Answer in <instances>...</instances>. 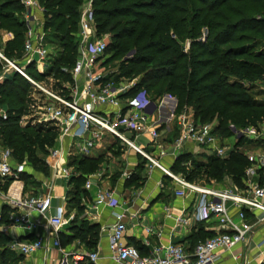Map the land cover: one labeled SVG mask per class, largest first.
<instances>
[{"label": "trees", "instance_id": "16d2710c", "mask_svg": "<svg viewBox=\"0 0 264 264\" xmlns=\"http://www.w3.org/2000/svg\"><path fill=\"white\" fill-rule=\"evenodd\" d=\"M39 2L51 58L44 73L33 64L27 67V73L37 81L52 76L56 82L53 87L58 89L73 82L71 70L78 58L84 0ZM93 10L97 37L109 36L102 65L117 68L104 81L139 77L137 86L125 97L134 96L140 90H145L153 100L174 96L179 102L177 112L192 105L197 121L213 125V132L223 137L231 136L230 124L244 127L264 122V100L257 98L264 91L255 86L256 81L264 84V0H94ZM24 12L20 0H0V50L12 60L24 55ZM7 34L11 38L5 39ZM134 49V57L124 60ZM3 65L0 59V69ZM31 93V83L18 73L0 82V110L8 113L7 119L0 114V146L12 150L15 162L27 158L31 161L29 168L47 176L49 170L43 155L54 148L59 132L49 124L32 121L22 124L28 114ZM178 136L176 127L171 141ZM241 145L237 144L227 159L179 155L172 170L202 183H211V177L217 180L227 176L244 188L245 171L250 163ZM105 151L98 158L74 156L69 160L74 174L67 197L70 208L76 210L71 229L90 248L97 243L100 228L81 218L84 213L81 202L86 196L85 175L97 172L109 155L120 158L125 149L114 143ZM188 162L191 168L186 169ZM137 169L125 181L126 185H142L145 162ZM119 176L120 173L116 180ZM20 179L26 182L25 192L31 184L38 188L31 196L39 194L41 184L33 176L24 172ZM11 182L12 179L0 180V188L5 189ZM10 211L4 206L0 225L10 223L6 214ZM213 235L214 232H206L201 227L192 236L193 247ZM8 241L9 237L0 230V262L19 264L7 247ZM80 264L91 263L85 260Z\"/></svg>", "mask_w": 264, "mask_h": 264}, {"label": "built area", "instance_id": "2783aa9c", "mask_svg": "<svg viewBox=\"0 0 264 264\" xmlns=\"http://www.w3.org/2000/svg\"><path fill=\"white\" fill-rule=\"evenodd\" d=\"M93 1L87 0L79 21L78 58L71 70L73 82L64 84L62 88L49 89L45 82H55L52 76L37 81L27 73V67L32 64L40 73H44L51 58L41 17L43 8L39 0H20L25 8L24 55L12 60L0 50V59L4 62L0 69V82L15 73L27 79L33 87L30 106L33 108L30 109L35 114H30L32 120L24 116L22 124L32 121L33 124H49L58 129L56 145L49 152L53 179L60 176L71 178L74 172L67 165L70 158L93 156L94 151L108 141V147L118 143L125 150L135 152L145 162L148 172L155 168L161 170L174 182L177 198L186 199L196 195V203L187 207L181 215L174 216V219L183 225L204 222L208 230L214 231L212 237L200 240L192 250L180 243H169L154 246L150 255L142 256L137 247L124 241L127 214L121 212L116 214L109 235L110 254L115 261L122 264H216L222 251L232 253L246 240L253 228L248 220L249 214H264V122L258 126L244 127L230 124L231 136L223 137L213 132V125L198 122L189 110L176 113V105L167 101L173 99L170 95L153 100L145 90H140L134 96L125 97L137 86L139 77L121 79L118 83L104 81L117 68L107 67L103 72H97L105 59L108 40L96 35ZM135 54V49L129 51L124 60L132 59ZM37 92L42 100L37 98ZM164 109L168 110L167 119L174 122L179 130V136L172 141H167L160 131L166 114ZM0 114L7 119L5 109L0 110ZM237 144H242V151L248 145H260L256 150L244 151L250 163L245 171L244 188L191 181L161 161L167 156L177 159L182 154L227 159ZM185 165L186 169L191 168V162ZM25 171L26 165L13 160L10 148H0V180L17 181ZM94 177L91 175L86 181L87 189L92 188ZM123 177L128 180L132 173L124 172ZM16 189L10 185L5 195L6 206L14 210L10 211L9 217L13 226L32 230L38 223L32 221L31 215L37 213L46 220L52 247L63 255L61 264H80L85 260L98 262V253L65 251L61 233L67 223V209L64 205L53 208L52 193L23 196L22 193L17 194ZM96 204L115 208L121 205V201L115 189H106L97 194ZM2 216L3 210L0 209V221ZM48 240L44 237L28 242L15 239L11 246L25 259L46 248ZM239 256L233 254L236 260ZM26 262L23 264H35Z\"/></svg>", "mask_w": 264, "mask_h": 264}, {"label": "crops", "instance_id": "0c3cea01", "mask_svg": "<svg viewBox=\"0 0 264 264\" xmlns=\"http://www.w3.org/2000/svg\"><path fill=\"white\" fill-rule=\"evenodd\" d=\"M11 38L10 34L5 35V39ZM105 65L99 67L97 72H103ZM82 85V80L79 81ZM31 97V102L32 96ZM264 97V94L262 95ZM37 98L42 97L37 94ZM262 99V98H261ZM165 118L160 126V131L164 134L167 141H171L172 134L177 127L176 124L168 118V110ZM253 145V148L249 151L256 150L259 144ZM101 147L97 148L91 157H100L108 148V141H105ZM1 148V146H0ZM247 151V150H245ZM90 157V156H89ZM109 159V160H108ZM107 162L105 161L102 167L95 173L85 175L90 178L91 175H95L92 179V188L87 189L86 196L82 199V206L84 213L81 218L89 221L91 224H95L100 228L99 237L94 248L87 247V245L74 236V232L71 229V221L75 217L76 210L70 208L68 203L67 192L69 189V177L60 176L53 179L52 169L49 163V154L44 156L45 165L49 170L47 176L39 173L34 168L26 166L28 174L34 177L36 182H40L39 194L52 193V206L53 208L58 205H64L67 209V223L61 233V241L63 248L68 253L73 252H85V253H98L99 260L97 263L91 264H122L115 261L109 249V235L110 227L115 223V216L117 213L126 212V232L124 241L128 245L137 247L142 256H148L151 254L152 248L158 245H166L169 243H180L184 245L188 250L193 248L192 240L193 235L199 231L201 227L206 232H214L208 230L204 222L195 221L188 225H183L175 221L174 216L181 215L187 207L193 206L196 203V195H191L189 198L181 199L175 196L174 182L168 179L161 170L155 168L152 172H148L146 165L143 170L144 182L139 187L133 185H126L123 177L124 172H131L132 176L137 173V166L144 162L135 152L131 150H125L120 158L109 155ZM162 163L172 169L176 158L173 156H167L161 159ZM69 166V162H67ZM70 167V166H69ZM122 169V170H120ZM73 170V168H72ZM120 171V176L116 180V175ZM74 172V170H73ZM118 173V174H119ZM97 175V176H96ZM132 178V177H131ZM231 178L228 177L225 183H219V187L228 186ZM6 182L3 183V185ZM10 185H14L17 188V194L22 193L23 196L30 195V193L36 192V185H29L27 192L26 182L22 179L11 182L5 189L2 186L0 188V209L3 210L5 204V195L8 193ZM106 189H115L121 201L119 207H109L106 205H97L96 196L100 191ZM11 212L14 210L10 209ZM11 212H5L10 217ZM4 213V214H5ZM10 219V218H9ZM31 219L37 222L32 230L19 228L13 226L10 223L3 222L0 225V230L4 235L9 237L7 247L12 252V255L16 256L17 263L23 264L28 262H34L35 264H61L62 253L52 247L50 230L46 226V220L39 214L33 213ZM263 219V220H262ZM249 222L253 225V228L246 240L238 245L232 253L223 252L220 260L216 264H264V214L260 212L250 213L248 216ZM44 237L49 238L48 246L39 250L32 257L23 258L17 251L12 248V242L20 240L22 242H28L35 238ZM192 237V238H191ZM90 248V249H89ZM233 254L240 255L239 259H235ZM9 264V263H8Z\"/></svg>", "mask_w": 264, "mask_h": 264}, {"label": "rangeland", "instance_id": "374dc122", "mask_svg": "<svg viewBox=\"0 0 264 264\" xmlns=\"http://www.w3.org/2000/svg\"><path fill=\"white\" fill-rule=\"evenodd\" d=\"M86 4H87V0H84V5H83V9L86 7ZM151 11V10H150ZM252 11H249V13H251ZM106 39H108V37L109 36H104ZM187 46V45H186ZM105 68H107L108 67V65H106V66H104ZM114 68V67H113ZM119 82H121V80H119L118 81V83ZM46 84H47V88H51V87H53L54 85H55V82H52V81H46L45 82ZM245 83H248V82H245ZM256 84H255V86H257V90H263L264 91V84L263 83H261V82H259V81H256L255 82ZM251 84V83H250ZM248 85V84H247ZM55 87V86H54ZM53 87V88H54ZM55 89V88H54ZM256 91V90H255ZM32 94L33 93H31V95L30 96H32ZM37 94H38V92H37ZM173 99H168L167 101H168V103H171V102H173V105H176V113H181V112H183L184 110H189L190 112H191V114L193 113L194 114V116H195V109H194V107L191 105V106H184V107H182L181 108V111H179V112H177V108H178V105H179V102H178V100H177V98L176 97H174V96H171ZM257 98L259 99V100H261V98H262V100H264V97H262V96H259V95H257ZM158 99H160V98H156V100H158ZM31 101V100H30ZM31 106V103H30V105H29V110H28V113L29 114H27V120H30L31 119V115L30 114H35V113H33L32 112V110L30 109V108H33V107H30ZM32 120V119H31ZM262 122H259V124H261ZM258 124V125H259ZM253 145L254 144H251V145H248L247 147H243V150L245 151V150H251L252 148H253ZM256 146V145H255ZM260 146V145H259ZM94 154H95V152H94ZM45 155H43V157H44ZM19 164H21V165H23V164H25L26 166H31V161L29 160V159H27V158H25L22 162H19ZM120 170H122V169H120ZM120 171H117V173H113L114 175H118V173H119ZM22 175L23 174H21L20 175V177L19 178H22ZM25 175V174H24ZM210 179H212V180H210V182L211 183H216V184H219V183H225V181H227V179H228V177L227 176H223V177H217L216 179L217 180H215V178H213V177H211ZM231 182H230V184L229 185H231L232 187L233 186H237L234 182H233V180H230ZM239 187V186H238ZM64 244V243H63ZM0 264H3L2 262H0Z\"/></svg>", "mask_w": 264, "mask_h": 264}]
</instances>
